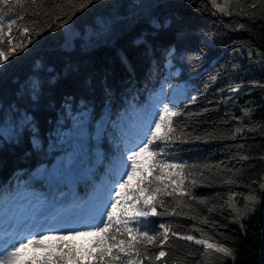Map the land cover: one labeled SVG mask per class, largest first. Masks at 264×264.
I'll return each mask as SVG.
<instances>
[{
    "label": "trees",
    "instance_id": "obj_1",
    "mask_svg": "<svg viewBox=\"0 0 264 264\" xmlns=\"http://www.w3.org/2000/svg\"><path fill=\"white\" fill-rule=\"evenodd\" d=\"M32 7L14 11L30 13ZM57 11L45 4L39 17L18 21L21 32L24 26L33 30L32 42L14 30V42L18 37L27 46L0 65V127L11 128L8 136L0 134V208L18 194H31L28 200L53 202L59 210H82L119 178L125 143L139 139L164 103L183 102V115L173 122L187 135L163 158L188 166L189 195L177 193L180 216L149 218V228L166 222L179 235L164 245L167 256L143 264H264V195L241 222L233 210L247 195H261L264 178V128L236 133L243 125L264 123V77L236 73L238 51H264V23L221 13L211 0H96L62 27L64 16L57 20ZM179 85L184 97L172 100ZM254 107L258 114L248 117ZM141 160L148 168L153 158ZM137 183L133 177L130 190ZM186 235L227 246L236 258L204 252L206 247L180 238ZM94 236L95 242L103 239ZM74 238L44 243L61 255L58 246L67 250ZM94 245L92 255L68 264H98L104 244ZM156 252L149 246V255ZM32 255L34 264H42L44 250H25L27 260Z\"/></svg>",
    "mask_w": 264,
    "mask_h": 264
},
{
    "label": "snow or ice",
    "instance_id": "obj_2",
    "mask_svg": "<svg viewBox=\"0 0 264 264\" xmlns=\"http://www.w3.org/2000/svg\"><path fill=\"white\" fill-rule=\"evenodd\" d=\"M95 2L96 0H0V65H3L10 56L19 54L27 46L24 39L18 37L14 42V30L27 39V43L32 42L29 34L33 30L24 26L21 32V26L18 24V21L25 19V15L39 17L40 9L47 4L50 8L58 10L57 20L61 15L64 16L59 25L62 27L68 24L77 12L83 11ZM239 2L240 0H236V3L239 4ZM231 3L233 0H224L223 5H217L216 0H211L213 7L226 14H230L227 13V8ZM25 5L34 6L30 13L14 11L17 7L24 9ZM251 7L255 8L256 5L253 4ZM48 14L45 9L44 15ZM241 14L244 13L241 12ZM31 22L38 24L39 20L33 19ZM48 27L51 28V24ZM32 88L34 92L38 91V85L34 84ZM238 90L239 86L232 89V91ZM195 100L194 96L190 97L188 103H193ZM183 106V102L164 103L155 118L147 122L139 139L133 143H125L119 160L121 164L119 178L113 181L112 187L107 192L103 207L96 218L99 223L84 220L77 222L75 226L29 229L21 219L13 214L8 217L7 226H5V220L0 222V264H34L37 259L36 255L22 261L25 250L29 247L44 250L42 264H68L69 260L79 262L83 257L76 255L75 246L65 250V245L60 244L58 247L63 254L57 255L50 250L52 246L45 244L44 241L52 237L57 240H66L67 237L74 238L89 234L103 237L102 240L95 242L97 248L101 243L104 244L103 251H100L97 256L98 264L101 258H104V264H143L145 259L160 261L161 258L167 256L168 253L163 250L164 245L168 244L171 237H177L179 234L172 230L171 224L166 222H159L152 228L147 225L150 217L180 216L182 213L177 209L182 207L183 201L177 198V193L179 192L180 197L189 195L185 188L186 175L184 172L188 166L163 158L165 155H170L167 149L172 144L187 135L182 128L178 130L173 122L174 117L183 115ZM195 139L199 140L201 137L197 136ZM180 142L184 143L187 140L183 139ZM146 154H150L153 158L148 168L143 167L141 160ZM242 159L247 160L248 157L244 156ZM133 177H138L134 191L130 190L129 185ZM191 183L195 184L196 180L192 179ZM260 187L264 189V184ZM113 190H115V198H113ZM166 198H173L176 201L175 205L166 202ZM192 199L197 198L193 196ZM248 199L254 200L255 197L250 196ZM200 202L204 201L200 200ZM118 209L119 214H117ZM180 238L195 241L197 245H205L204 252L214 248L217 253H223L228 257L234 256L227 246H214L207 240L197 239L192 235ZM149 246L157 248L158 252L149 255ZM85 252L92 255L88 249H85Z\"/></svg>",
    "mask_w": 264,
    "mask_h": 264
},
{
    "label": "rangeland",
    "instance_id": "obj_3",
    "mask_svg": "<svg viewBox=\"0 0 264 264\" xmlns=\"http://www.w3.org/2000/svg\"><path fill=\"white\" fill-rule=\"evenodd\" d=\"M224 4V3H223ZM221 4V5H223ZM255 4L256 7L252 8L251 5ZM244 13V14H241ZM227 13L230 14H240L246 19H249L253 22H262L264 23V0H252V3L249 1L240 0L239 4L236 3V0H233V3L228 5ZM109 28L103 27L102 34L107 36V32ZM240 65L236 69V73H241L250 76H259L261 78L264 77V51L259 48H246L237 52ZM184 97V85H179L175 87L171 92L172 100H179ZM259 107H254L250 111L248 117L253 114H258ZM264 128V123H250L248 125H243L238 127L240 131H236L237 134L244 133H256L260 132ZM251 129V130H249ZM2 131L0 127V134L3 136H8L11 128L3 129ZM261 184H264V178ZM260 184V185H261ZM261 188V187H260ZM262 195H264V189L261 188V195H247L244 198V204L242 207L237 206V204H233V210L236 215V219L238 222H241L243 218L250 217L258 202L260 203L262 200ZM255 197L254 200H249L248 197ZM95 204L94 200L91 202L89 207H93ZM55 209V206L52 204H41V202L37 201L34 205L25 200H18L11 204V206L5 211H1L0 213V222L5 220V226L8 225V217L15 214L18 219L23 221V224L27 226L29 229L36 228H48V227H59V226H75L77 222L89 220L92 223H99V220L96 219L101 209L90 208L82 214L80 217V212L77 210L66 211L63 214L53 213L51 211ZM14 218V217H13ZM195 243V241H190ZM95 243V237L91 234L89 235H80L76 236L73 241H71L69 247L75 246L76 254L78 257L86 256L87 253L85 249L91 251ZM204 246L205 245H199ZM223 254V253H221ZM224 255V254H223ZM226 256V255H225ZM235 259L234 255L231 257ZM27 260V258L22 257V261ZM215 264V263H214Z\"/></svg>",
    "mask_w": 264,
    "mask_h": 264
},
{
    "label": "bare ground",
    "instance_id": "obj_4",
    "mask_svg": "<svg viewBox=\"0 0 264 264\" xmlns=\"http://www.w3.org/2000/svg\"><path fill=\"white\" fill-rule=\"evenodd\" d=\"M211 244V243H210ZM214 246H218V245H215V244H213ZM214 249V248H213Z\"/></svg>",
    "mask_w": 264,
    "mask_h": 264
}]
</instances>
